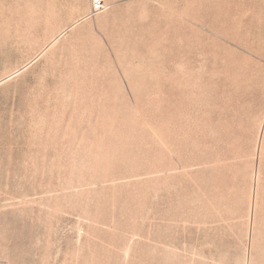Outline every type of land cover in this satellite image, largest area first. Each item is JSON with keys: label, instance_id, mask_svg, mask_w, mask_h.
Listing matches in <instances>:
<instances>
[{"label": "rangeland", "instance_id": "374dc122", "mask_svg": "<svg viewBox=\"0 0 264 264\" xmlns=\"http://www.w3.org/2000/svg\"><path fill=\"white\" fill-rule=\"evenodd\" d=\"M91 1L0 0V262L264 264V0Z\"/></svg>", "mask_w": 264, "mask_h": 264}, {"label": "built area", "instance_id": "2783aa9c", "mask_svg": "<svg viewBox=\"0 0 264 264\" xmlns=\"http://www.w3.org/2000/svg\"><path fill=\"white\" fill-rule=\"evenodd\" d=\"M104 9V1L103 0H92L91 5V14H96L101 12ZM0 264H2L0 262Z\"/></svg>", "mask_w": 264, "mask_h": 264}, {"label": "bare ground", "instance_id": "6f19581e", "mask_svg": "<svg viewBox=\"0 0 264 264\" xmlns=\"http://www.w3.org/2000/svg\"><path fill=\"white\" fill-rule=\"evenodd\" d=\"M91 5H92V1H91ZM90 11H91V8H90ZM91 15H92V14H91ZM56 38L58 39V36L55 37V38H53V39L49 42V44H50L54 39H56ZM45 49H47V48H45ZM42 51H43V50H42ZM38 55H39V54H38ZM26 65H27V64H26ZM17 71H19V70H16L15 72H17ZM15 72H13V74H14ZM10 75H11V74H10ZM10 75H9V76H10ZM9 76H7V77H9ZM7 77H6V78H7Z\"/></svg>", "mask_w": 264, "mask_h": 264}]
</instances>
